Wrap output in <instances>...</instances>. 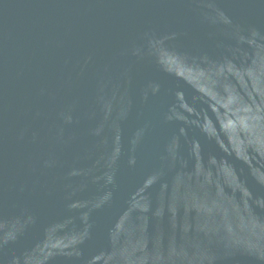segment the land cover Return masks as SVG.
<instances>
[{"label":"water","instance_id":"95a60500","mask_svg":"<svg viewBox=\"0 0 264 264\" xmlns=\"http://www.w3.org/2000/svg\"><path fill=\"white\" fill-rule=\"evenodd\" d=\"M0 264H264V0H0Z\"/></svg>","mask_w":264,"mask_h":264}]
</instances>
